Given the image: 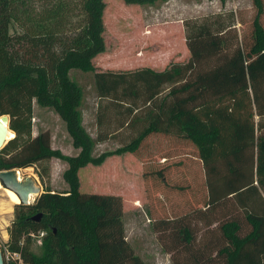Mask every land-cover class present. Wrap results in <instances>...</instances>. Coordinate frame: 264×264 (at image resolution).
I'll return each mask as SVG.
<instances>
[{"label":"trees","instance_id":"16d2710c","mask_svg":"<svg viewBox=\"0 0 264 264\" xmlns=\"http://www.w3.org/2000/svg\"><path fill=\"white\" fill-rule=\"evenodd\" d=\"M123 1L159 8L168 0ZM252 3L251 36L232 49L220 16L188 19L187 61L164 70H98L95 59L107 50L106 0H0V115H9L16 134L0 149V171L51 158L67 163L66 190L15 203L3 250L19 255L13 264H146L125 238L121 196L82 192L79 170L136 152L153 135L193 144L204 166L203 206L172 230L190 264H264V0ZM77 73L92 74L91 89ZM89 90L107 101L104 111L116 110L119 127L141 125L128 143L97 152L107 135L85 124ZM35 103L59 115L76 154L52 147L48 130L33 135ZM167 168L153 173L169 185ZM192 219L207 234L195 252ZM41 232L37 253L31 236Z\"/></svg>","mask_w":264,"mask_h":264},{"label":"rangeland","instance_id":"374dc122","mask_svg":"<svg viewBox=\"0 0 264 264\" xmlns=\"http://www.w3.org/2000/svg\"><path fill=\"white\" fill-rule=\"evenodd\" d=\"M105 13L107 50L99 54L95 63L98 70H135L154 65L157 68L189 58L184 21L220 16L227 25L226 36L234 46L250 38L255 15L252 0H168L159 8L128 5L123 0H106ZM77 76L87 81L90 88L92 74ZM85 124L93 135L106 132V139L98 144L97 152L115 150L128 143L141 128L140 124L119 127L116 110L104 111L107 103L87 95ZM102 117L100 122L98 119ZM259 116L255 121H260ZM32 133L41 130L51 134V144L66 154H76L64 122L52 108L34 104ZM264 123V119L261 120ZM264 132L259 128L258 134ZM67 163L45 159L36 165L17 169L24 177L35 179L41 190L64 191L68 184L62 174ZM167 168V180L153 172ZM82 192L120 195L123 201L125 238L134 252L146 264H190L191 253L180 248L173 239L176 220L203 206L206 175L198 149L191 143L156 135L150 137L136 152L112 154L101 165H87L79 170ZM0 245L6 249L9 229L15 218V202L10 199L0 182ZM172 185V186H170ZM174 185H189L181 190ZM2 187V189H1ZM41 191V192H42ZM37 195H33L34 201ZM169 221L170 224H165ZM199 232L193 251L202 247L207 234L199 219H192ZM175 236V235H174ZM30 248L41 252V233L32 234ZM8 264L19 260L18 254L7 251Z\"/></svg>","mask_w":264,"mask_h":264},{"label":"water","instance_id":"95a60500","mask_svg":"<svg viewBox=\"0 0 264 264\" xmlns=\"http://www.w3.org/2000/svg\"><path fill=\"white\" fill-rule=\"evenodd\" d=\"M15 132L10 128V117L8 114L0 115V149L3 148L7 142L15 137ZM0 182L5 188L15 191L19 196V203L30 204L33 195L41 194V187L36 183L35 179L26 176L20 179L18 170L16 168L0 171ZM41 213L33 216V219L39 220ZM0 264H5V258L2 247L0 245Z\"/></svg>","mask_w":264,"mask_h":264},{"label":"bare ground","instance_id":"6f19581e","mask_svg":"<svg viewBox=\"0 0 264 264\" xmlns=\"http://www.w3.org/2000/svg\"><path fill=\"white\" fill-rule=\"evenodd\" d=\"M18 176L20 179H23V176L21 175V172L19 170H18ZM5 191L12 201H14L15 203H18L20 201L19 196L15 191L8 189V188H5Z\"/></svg>","mask_w":264,"mask_h":264},{"label":"crops","instance_id":"0c3cea01","mask_svg":"<svg viewBox=\"0 0 264 264\" xmlns=\"http://www.w3.org/2000/svg\"><path fill=\"white\" fill-rule=\"evenodd\" d=\"M150 67H152V68H154L155 70H164L168 65H166V66H163L162 68H157L156 66H154V65H149ZM156 135H153V136H151V137H155ZM163 137H166V136H163Z\"/></svg>","mask_w":264,"mask_h":264},{"label":"built area","instance_id":"2783aa9c","mask_svg":"<svg viewBox=\"0 0 264 264\" xmlns=\"http://www.w3.org/2000/svg\"><path fill=\"white\" fill-rule=\"evenodd\" d=\"M41 235H43V233L41 232Z\"/></svg>","mask_w":264,"mask_h":264}]
</instances>
